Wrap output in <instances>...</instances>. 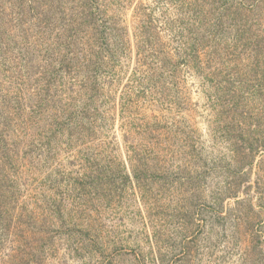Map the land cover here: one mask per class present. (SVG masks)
Here are the masks:
<instances>
[{
  "label": "rangeland",
  "instance_id": "rangeland-1",
  "mask_svg": "<svg viewBox=\"0 0 264 264\" xmlns=\"http://www.w3.org/2000/svg\"><path fill=\"white\" fill-rule=\"evenodd\" d=\"M0 264H264V0H0Z\"/></svg>",
  "mask_w": 264,
  "mask_h": 264
}]
</instances>
